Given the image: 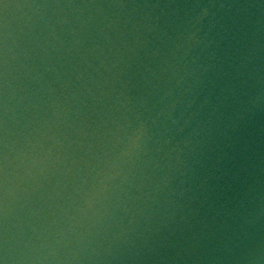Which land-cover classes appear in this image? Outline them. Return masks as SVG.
I'll list each match as a JSON object with an SVG mask.
<instances>
[{"label": "water", "instance_id": "water-1", "mask_svg": "<svg viewBox=\"0 0 264 264\" xmlns=\"http://www.w3.org/2000/svg\"><path fill=\"white\" fill-rule=\"evenodd\" d=\"M0 264H264V0H0Z\"/></svg>", "mask_w": 264, "mask_h": 264}]
</instances>
